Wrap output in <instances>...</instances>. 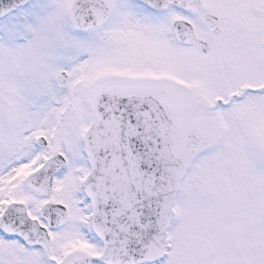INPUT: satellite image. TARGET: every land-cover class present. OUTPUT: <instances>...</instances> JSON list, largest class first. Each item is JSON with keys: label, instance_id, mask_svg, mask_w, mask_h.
I'll return each mask as SVG.
<instances>
[{"label": "snow or ice", "instance_id": "obj_1", "mask_svg": "<svg viewBox=\"0 0 264 264\" xmlns=\"http://www.w3.org/2000/svg\"><path fill=\"white\" fill-rule=\"evenodd\" d=\"M0 264H264V0H0Z\"/></svg>", "mask_w": 264, "mask_h": 264}]
</instances>
